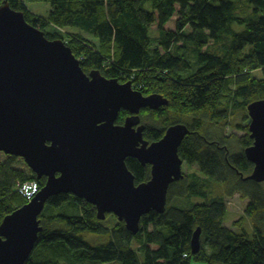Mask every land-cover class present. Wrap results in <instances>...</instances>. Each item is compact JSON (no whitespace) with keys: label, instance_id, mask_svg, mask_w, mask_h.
<instances>
[{"label":"trees","instance_id":"1","mask_svg":"<svg viewBox=\"0 0 264 264\" xmlns=\"http://www.w3.org/2000/svg\"><path fill=\"white\" fill-rule=\"evenodd\" d=\"M4 1L47 39L63 40L85 73L99 71L107 79L132 82L144 96L168 100L157 111L141 112L144 139L158 142L170 126L186 125L190 134L179 155L187 166L198 167L171 185L166 212L144 216L136 236L124 223L105 226L84 200L52 197L40 217L37 247L45 245L70 264H140L139 253L145 254L144 264H264V183L247 179L254 165L244 153L253 145L247 108L264 99V78L253 77L257 70L264 74V0H0V5ZM30 3H49V16L32 13ZM224 39L228 42L218 53L209 52L211 41L217 45ZM188 53L198 59L192 72ZM129 115L122 111L117 124ZM239 117L245 136L210 132ZM17 160L8 156L0 162V225L28 203L16 191L18 184L35 180L41 189L45 185L44 178L15 168ZM127 166L137 185L151 179L149 165L128 159ZM237 194L250 201L245 213L253 220L252 238L238 233L242 219L235 222L236 231L224 224L227 200ZM188 197L202 203L188 209L170 204ZM70 206L76 212L64 213ZM198 228L202 250L193 256L191 240Z\"/></svg>","mask_w":264,"mask_h":264},{"label":"water","instance_id":"2","mask_svg":"<svg viewBox=\"0 0 264 264\" xmlns=\"http://www.w3.org/2000/svg\"><path fill=\"white\" fill-rule=\"evenodd\" d=\"M169 104L144 96L132 82L85 73L63 40H49L22 12L0 5V152L22 158L46 182L29 203L0 225V264H26L43 231L40 217L50 198L73 195L93 205L99 221L114 215L136 236L142 218L164 214L171 185L184 179L179 149L190 134L170 126L154 143L144 139L141 112ZM130 115L117 124L120 113ZM253 145L245 156L254 165L247 178L264 183V99L247 108ZM128 159L151 167V179L136 184ZM202 229L191 253L202 250Z\"/></svg>","mask_w":264,"mask_h":264},{"label":"rangeland","instance_id":"3","mask_svg":"<svg viewBox=\"0 0 264 264\" xmlns=\"http://www.w3.org/2000/svg\"><path fill=\"white\" fill-rule=\"evenodd\" d=\"M147 7L148 8L150 7L149 3L147 4ZM28 8L32 13H34L38 16L44 17V18L48 17L50 14V11H51V6L49 3H30V4H28ZM64 32H65V30L62 31L63 34H65ZM153 34H154V32H153ZM227 42H228V40L224 39L220 43H218L217 45H214V42L211 41L209 44L210 47L208 50H209V52L218 53L220 47L222 48L223 46H225L227 44ZM187 60L191 63L192 68H193L192 70H190V72H192L193 70H195L199 67L198 59H197V56L195 53H192V54L188 53ZM253 77L263 79L264 78L263 71L262 70L254 71ZM143 122L145 124L151 123L149 120L148 121L144 120ZM186 122H188V121H186ZM238 124H241V126L238 127L237 126ZM242 126H243V124L241 123V118L239 117L236 121H234V119H233V121H227L225 127H224L223 123L219 127L214 125V128L210 129V132L214 133L213 136H215V137H218L219 133H220V135L223 134L225 136L236 135L237 137H242V136H245L247 134V131L242 129ZM216 130H218L219 133L216 132ZM237 150L239 151V148ZM17 159H19V160L16 161L15 168H17L18 170H21L27 176L31 177L32 171L27 166L25 161L22 158H17ZM7 160H8V156H6L5 154L0 152V162L6 163ZM197 170H198V167H191L189 165L187 166L186 164H184V166H183L184 176L188 175L192 172H196ZM199 203H202V199L197 198V197H188L185 199L174 198L170 202V204L172 206L182 208V209H188L192 205L199 204ZM249 203H250L249 200H244L241 197V195H239V194L235 195L233 198L228 199L227 200L228 214L226 216L224 224L227 228L236 231L234 224H235V222L242 219L243 220L242 227H241V229L238 230V233L246 232L252 238L254 235L253 220L250 217H247L246 213H245ZM48 209H49V207H48ZM48 209L45 210V214H47ZM63 212L64 213H72V212H76V211H75V209H73L70 206V207L65 208V210H63ZM116 222H117V218L114 215H109L107 217V220L104 221V225L107 227L108 226L110 227V226L115 225ZM88 239H90V238H88ZM151 247L153 249L157 248L156 246H151ZM46 248L47 247L45 245H39L35 249L34 253L32 254L31 261L34 262L35 264H43V263H48L50 261L56 262L58 264H70L69 262L64 260V258H61L57 255H54L50 252H47ZM139 261H140V264L145 263V254L144 253H139ZM85 264H93V263H85ZM98 264H104V263H98ZM105 264H120V263L119 262H111V263H105ZM192 264H207V263L205 261H198V262L193 261Z\"/></svg>","mask_w":264,"mask_h":264},{"label":"built area","instance_id":"4","mask_svg":"<svg viewBox=\"0 0 264 264\" xmlns=\"http://www.w3.org/2000/svg\"><path fill=\"white\" fill-rule=\"evenodd\" d=\"M17 192L24 196L28 202L32 201L40 192V185L36 181L26 182L20 184L17 188Z\"/></svg>","mask_w":264,"mask_h":264},{"label":"bare ground","instance_id":"5","mask_svg":"<svg viewBox=\"0 0 264 264\" xmlns=\"http://www.w3.org/2000/svg\"><path fill=\"white\" fill-rule=\"evenodd\" d=\"M157 111V110H156ZM35 175V174H34ZM36 176V175H35ZM37 178V177H36ZM45 179V178H44ZM30 181H35V180H29V181H27V182H30ZM37 182V181H36ZM45 182H46V180H45ZM26 183V182H25ZM24 184V183H23ZM18 186H19V184L17 185V187H16V191H17V188H18ZM90 204V203H89ZM109 216V215H108ZM107 216V217H108ZM106 220H107V218H106ZM105 220V221H106ZM118 220V219H117ZM101 222H104V221H101ZM118 223H123V222H120V221H117ZM117 222H116V224H117Z\"/></svg>","mask_w":264,"mask_h":264},{"label":"flooded vegetation","instance_id":"6","mask_svg":"<svg viewBox=\"0 0 264 264\" xmlns=\"http://www.w3.org/2000/svg\"><path fill=\"white\" fill-rule=\"evenodd\" d=\"M184 164H185V162H184Z\"/></svg>","mask_w":264,"mask_h":264},{"label":"crops","instance_id":"7","mask_svg":"<svg viewBox=\"0 0 264 264\" xmlns=\"http://www.w3.org/2000/svg\"><path fill=\"white\" fill-rule=\"evenodd\" d=\"M29 9V8H28Z\"/></svg>","mask_w":264,"mask_h":264}]
</instances>
